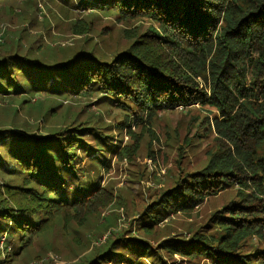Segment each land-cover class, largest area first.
Wrapping results in <instances>:
<instances>
[{
    "label": "trees",
    "instance_id": "16d2710c",
    "mask_svg": "<svg viewBox=\"0 0 264 264\" xmlns=\"http://www.w3.org/2000/svg\"><path fill=\"white\" fill-rule=\"evenodd\" d=\"M75 1L60 4L83 12L114 11L121 20L139 18L150 24L144 32L132 33L131 43L110 60L93 49L74 52L68 46L65 56L46 62L51 60L31 45L29 29L6 36L7 24L0 20L5 26L0 35V103L9 102L11 117L9 123L0 118V264H11L55 220L65 222L68 211L75 212L74 219L112 203L104 186L98 184L85 195L81 185L65 181L67 174L79 172L75 159L107 144L104 135L79 124L39 134L33 131L40 125L30 126L23 115L16 122L23 108L42 113L47 107L42 96L73 101L95 95L147 118L193 105L207 111L198 126L213 134L214 149L202 168L182 174L139 214L145 234L170 214L190 212L207 199L233 192V199L210 216L208 230L200 228L188 240L164 241L157 247L127 240L133 244L129 253L140 261L148 256L155 264H167L160 249L170 257L202 256L212 264H264V0ZM37 3L0 0V16H21L32 25ZM85 30L76 31L79 35ZM39 36L34 35L35 43ZM61 106L48 108L46 115L56 116ZM89 136L93 147L86 143ZM118 149V156L129 158L128 145ZM4 176H15L19 183ZM60 184L65 185L62 192ZM113 242L108 237L78 264L117 260Z\"/></svg>",
    "mask_w": 264,
    "mask_h": 264
},
{
    "label": "rangeland",
    "instance_id": "374dc122",
    "mask_svg": "<svg viewBox=\"0 0 264 264\" xmlns=\"http://www.w3.org/2000/svg\"><path fill=\"white\" fill-rule=\"evenodd\" d=\"M36 1L39 7L34 9L37 16L36 20L33 19L34 25L26 23L27 20L23 21L21 16H0V20L7 24L6 36L20 28L29 29L27 34L33 37L30 39L31 45L38 48L36 54L51 60L46 62L65 56L70 52L68 46L75 48L72 49L74 52L78 49H93L100 54L101 59L110 60L114 53L124 50L131 43L132 33L144 32L150 24L139 18L121 20L114 11L83 12L70 4H60L61 0H56L57 4L53 0ZM75 2L77 4L78 0ZM59 8L62 9L58 10ZM4 27L0 22V35L3 34ZM83 27L84 30L88 27V31L78 35L80 32L76 30L81 31ZM20 33L21 31L18 32V37ZM36 34H41L39 43H35L34 39L38 37H34ZM0 39L2 40L1 37ZM99 96L73 101L40 96L47 106H43L42 113L35 108L24 112L26 108H23L17 114V123L18 118L23 115V119L29 120L30 126L39 124L38 129L33 131L39 134L79 124L93 128V133L100 132L104 135L107 144L100 150L95 147L96 150L88 156L82 154L79 159H75L74 165L79 172L67 174L65 181L67 183L73 180V186L81 185L85 195L94 191L98 184L104 186L106 194L113 201L92 214L81 213L80 217L74 219L72 217L75 212L68 211L65 222L63 218L55 220V226L36 236L33 243L26 246L27 250L12 257L11 264H44V261L51 260V264H78L96 246L105 243L108 237L114 240L112 249L119 255L117 260L106 264H155L148 256L140 261L129 253L128 245H133V240L138 243L147 241L153 247L164 241L188 240L193 231L200 228L208 230L209 218L214 211L233 199L232 191L220 193L190 212L170 214L167 219L152 224V232L145 234L139 214L143 213L147 205H151L162 189L172 187L182 174L202 168L207 162L208 152L214 149V136L207 126L204 127L206 121L203 120L204 128L198 126L207 111L199 105H193L159 111L147 118L143 112L133 108L124 110L114 102H103L98 99ZM37 97L39 96H34ZM60 102L62 106L56 116L46 115L48 108H53ZM8 103L7 100L0 103V118L2 121L5 118L6 123L11 121V117H7ZM87 138L86 143L93 147L95 144L92 136ZM124 145H128L131 151L128 159L117 154L118 147ZM4 178L9 183H19L15 176ZM64 186L58 185V191L62 192ZM70 197L68 201H71ZM160 212L157 210V214ZM111 231L114 233L111 234ZM9 250L10 246L7 251ZM160 251L167 264H212L202 256L187 258L175 254L170 257L164 250ZM5 258L9 259L7 255Z\"/></svg>",
    "mask_w": 264,
    "mask_h": 264
}]
</instances>
